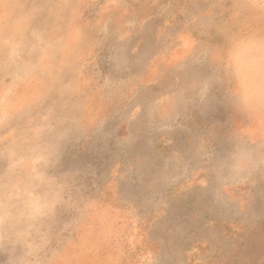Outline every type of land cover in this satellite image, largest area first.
I'll use <instances>...</instances> for the list:
<instances>
[{"label": "rangeland", "instance_id": "374dc122", "mask_svg": "<svg viewBox=\"0 0 264 264\" xmlns=\"http://www.w3.org/2000/svg\"><path fill=\"white\" fill-rule=\"evenodd\" d=\"M0 264H264V0H0Z\"/></svg>", "mask_w": 264, "mask_h": 264}]
</instances>
